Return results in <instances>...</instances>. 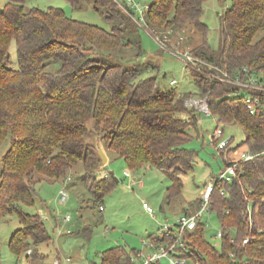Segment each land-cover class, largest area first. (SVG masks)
I'll return each mask as SVG.
<instances>
[{"label":"trees","instance_id":"obj_1","mask_svg":"<svg viewBox=\"0 0 264 264\" xmlns=\"http://www.w3.org/2000/svg\"><path fill=\"white\" fill-rule=\"evenodd\" d=\"M27 1L8 0L0 9V147L9 140L1 159L0 220L16 215L22 224L9 240L11 251L20 255L33 245L31 253L40 254L38 247L51 239L43 218L23 209L35 204L37 184L64 182L80 163L82 183L96 201L115 188L111 172L101 175L105 163L99 145L87 141L91 132L129 170L153 166L172 181L168 197L180 195L182 177L195 158L185 146L192 139L188 128L196 126L200 113L187 102L197 94L206 98L218 124L242 127V144L256 157L242 162L230 182L215 180L210 211L223 231L221 244L206 240L199 222L188 235L189 264H264V112L251 114L244 88L216 78L224 73L234 78L248 69L264 81V36L256 39L264 30V0H231L220 18L217 49L210 46L209 27L202 20L207 0H153L148 5L142 27L152 35L157 36L154 28L175 34L189 27L201 35L189 53L203 66H186L195 93L163 87L158 76L144 77L135 63H124L122 53L135 51L138 58L143 53L134 34L140 27L126 2L122 10L116 0H91L109 22L106 29L70 18L60 8H28ZM67 1L80 8L85 0ZM12 42L16 64L9 53ZM115 51L119 61L111 59ZM184 113L195 121L184 120ZM200 205L197 199L195 211ZM149 239L160 240L156 234ZM136 252L111 247L100 264H134Z\"/></svg>","mask_w":264,"mask_h":264},{"label":"rangeland","instance_id":"obj_2","mask_svg":"<svg viewBox=\"0 0 264 264\" xmlns=\"http://www.w3.org/2000/svg\"><path fill=\"white\" fill-rule=\"evenodd\" d=\"M7 1L0 0V9ZM116 1L122 10L126 9L127 0ZM152 1L135 0L142 9L148 7ZM92 3L91 0H85L78 8L67 0H28L26 7L42 10L50 7L60 8L70 18L110 29L109 22L94 10ZM231 3V0H207L204 3L202 20L209 27L208 42L213 49H217L220 42V18ZM137 24L141 30L136 29L134 34L139 36L143 53L139 58L135 56V51L122 53L124 63H135L136 67L144 71V77L158 76L163 87H172L178 92H197L191 71L185 67L182 53H189L191 48L198 45L202 41L201 35L189 27L186 33L175 34L169 29L154 28L157 31L155 36L151 34V30ZM263 36L264 30L258 33L256 39ZM9 53L11 60L16 64L15 42L11 43ZM118 56L120 55L115 51L111 59L119 61ZM195 66L202 68L203 65L196 59ZM171 81L176 83L171 85ZM191 98L203 99L197 94ZM182 117L184 120L189 118L191 123L195 121L193 116L185 113ZM196 118V126L188 128L192 139L185 146L195 153L193 168L182 177L184 186L180 195L172 199L168 197V188L172 181L153 166L145 165L136 172L129 170L125 161L108 149L97 133L91 132L87 141L99 145L102 163H106L105 171L101 175L112 172L118 179L115 188L101 201H96L82 183L83 166L80 163L73 167L64 182L37 184L35 204L24 205L23 209L30 214L37 213L43 218L51 239L38 247L40 254L34 251L28 254V251L34 248L33 245L20 255L15 254L8 243L22 224L16 215H7L0 220V264H55L56 260H59L60 264H100L103 252L115 246L123 247L129 252L133 249L147 252L149 236L157 235L167 225H173L185 209L195 211L197 199L201 200L206 186L215 182L226 168V162L229 159L239 160L238 154L219 150L217 143H212L214 131L217 128L224 130L220 140L233 137L231 145H240L238 153L247 150L246 145L242 144L245 133L241 126L218 124L214 115L203 112H196ZM89 125L91 126L92 122ZM8 147L9 140L0 147V170L2 156ZM61 190L68 194L65 203L60 201ZM144 201L149 203L154 213H148L143 208ZM99 206L103 209L100 210ZM67 215L70 216V221H65ZM201 222L205 225L206 240L219 247L221 239L216 237V234L220 225L216 215L204 213ZM86 229L91 231L90 238L87 237L89 232ZM161 263L171 264L169 258H163Z\"/></svg>","mask_w":264,"mask_h":264},{"label":"built area","instance_id":"obj_3","mask_svg":"<svg viewBox=\"0 0 264 264\" xmlns=\"http://www.w3.org/2000/svg\"><path fill=\"white\" fill-rule=\"evenodd\" d=\"M127 2L129 6L127 9L133 13L134 20L136 23H139V25L143 26L145 24L144 17L147 7L142 9V7L135 2V0H127ZM182 54L184 55L185 67L188 65L195 66L196 59L190 53L186 52ZM243 74L245 75V78H243ZM216 78L244 88V101L247 104L251 114L255 115L257 113L264 112V81L262 78L256 75L255 72L245 69L243 72H238L234 78H229L226 73H224L223 76L216 74ZM175 83V81H171V85H174ZM187 104L189 107H194L200 112L211 115L206 98L199 100L190 98ZM223 135L224 130L222 128H217L212 135V143H217L219 150H228L239 155V160L229 159L228 165H226V168L217 178V181L230 182L233 177L237 176V170L241 163L252 160L256 157V154L251 153L248 149L242 150L238 153L239 149L230 144L231 138L227 140H220ZM213 190L214 182H210L203 192L200 207L192 213H182L175 220L173 225L165 226L163 230L157 234L160 239L158 242L148 240V243L146 244L148 251H137L132 256L131 260L134 262V264H154L161 261L163 258H169L171 264H189V259L186 256V252L191 248V241L188 238V235L192 233L197 227L198 223L202 221L204 213H211L210 198ZM67 199V192L65 190H61L60 201L65 203L67 202ZM142 206L148 213H154V209L149 205L148 202L144 201ZM99 208L100 210L103 209L102 206H99ZM65 221H70L69 215L65 217ZM222 236L223 231L220 229L217 232L216 237L221 238ZM249 240V237L245 238L243 240V244L246 245ZM31 252L32 251L29 250L28 254ZM67 260L69 261V259ZM55 264H60L59 260H56Z\"/></svg>","mask_w":264,"mask_h":264},{"label":"water","instance_id":"obj_4","mask_svg":"<svg viewBox=\"0 0 264 264\" xmlns=\"http://www.w3.org/2000/svg\"><path fill=\"white\" fill-rule=\"evenodd\" d=\"M111 175L114 177V174L111 172ZM115 180H116V182H118V179L117 178H115ZM34 188V187H33Z\"/></svg>","mask_w":264,"mask_h":264},{"label":"crops","instance_id":"obj_5","mask_svg":"<svg viewBox=\"0 0 264 264\" xmlns=\"http://www.w3.org/2000/svg\"><path fill=\"white\" fill-rule=\"evenodd\" d=\"M105 166H106V163L104 164V166H102V168H105ZM150 166V165H149ZM104 170V169H103ZM136 179V178H135ZM141 185H143V183H141Z\"/></svg>","mask_w":264,"mask_h":264}]
</instances>
